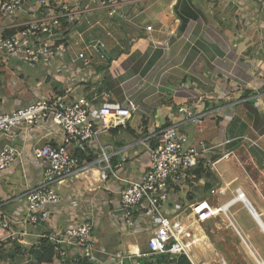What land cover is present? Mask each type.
<instances>
[{
	"label": "crops",
	"instance_id": "0c3cea01",
	"mask_svg": "<svg viewBox=\"0 0 264 264\" xmlns=\"http://www.w3.org/2000/svg\"><path fill=\"white\" fill-rule=\"evenodd\" d=\"M87 4V0H82L81 7ZM259 8V0H123L119 11L125 19L109 17L104 10L84 13L67 29L66 57L38 65L45 69L43 77L33 81L26 78L22 86L13 81L12 85L19 88L0 83V112L8 110L7 101L18 103L12 105V111L53 95L87 96L92 100L93 113L102 105L116 108L124 106L127 100L133 101L137 110L126 125L98 136L113 168L119 165L118 175L128 181L139 178L147 167L142 141L169 126H176L190 143L204 141L212 146L209 158L227 153L229 156L223 161L244 159L264 166V31L258 27ZM23 15L18 17H27ZM97 42L104 44V59L92 47ZM78 53L85 54L90 63L84 65L77 59ZM19 78L21 82L25 79L21 74ZM180 107L188 108L195 118L184 121L178 113ZM62 136L57 128L50 132L33 129L27 137L20 136L12 143L19 155L0 174L2 216L9 220L24 216L22 197L40 183L42 176L33 150L47 142L60 143ZM8 143L0 135V151ZM151 144H157V140ZM84 174L57 187L60 202L47 207L50 218L41 233L35 232V227L12 226L18 243L32 245L44 233L52 236L63 232L80 220L76 213L97 220L105 202L102 193L117 183L111 185L103 170L86 172L81 178ZM251 180L246 174V185L240 189L257 219L241 201L227 211L233 215V209L246 223L245 227L230 216L233 235L246 248V262L258 264L264 262L255 248L264 250V192ZM224 183L218 187L222 188ZM101 188L103 192H97ZM233 189H224L219 205L229 201L231 195L235 197ZM83 190L87 191L82 193ZM118 199L119 194L109 204L114 208ZM111 211L109 234L113 238L105 245L97 243L100 250L105 255L119 250L138 253L140 245L132 240L135 231H124ZM21 232L24 235L19 237ZM26 236L30 241L25 240ZM66 261L64 264H74L70 255ZM4 262L0 260V264ZM200 264L206 262L200 260Z\"/></svg>",
	"mask_w": 264,
	"mask_h": 264
},
{
	"label": "built area",
	"instance_id": "2783aa9c",
	"mask_svg": "<svg viewBox=\"0 0 264 264\" xmlns=\"http://www.w3.org/2000/svg\"><path fill=\"white\" fill-rule=\"evenodd\" d=\"M259 1L258 27L264 31V0ZM81 2L82 0H0V63L11 59L37 66L63 60L69 50L65 38L68 27L89 11L104 10L109 17L119 16L125 19L124 14L119 11L123 0H87L88 4L83 8ZM26 5L33 7L26 8ZM22 13L27 17L19 18ZM92 47L99 54L104 51L103 43L97 42ZM76 57L84 65L90 63V59L83 53H78ZM100 57L105 58L103 53ZM91 101L87 96L53 95L40 97L10 112H0V135L9 141L0 151V174L18 157V151L12 143L20 136L27 137L33 129L50 132L55 128L63 135L60 143L47 142L33 150V156L42 168L41 181L24 193L22 198L26 213L21 219L9 220L0 213V241L10 237L17 238V233L11 231L12 226L25 228L48 223L50 210L47 207L60 202L57 187L97 168L108 171L114 181L124 185L119 192L117 204L111 211L118 218L119 226L124 231L133 232L143 231L145 225L152 229L146 242L148 255H185L195 264L191 253L197 248L199 240L185 238L189 228L220 215L232 225L229 212H222L223 206L232 199L218 204L225 192L221 187L209 189L207 198L189 204L181 213L174 206L177 191L194 178L193 171L198 166L208 170L215 169L217 162L209 163L213 147L204 141L190 143L188 137L176 126L166 127L142 141L148 159L143 174L136 180H125L116 171L120 166L113 168L110 156L100 145L98 136L110 129L124 127L136 112L137 106L133 101L127 100L122 107L102 105L93 113ZM178 113L183 116L184 121L195 118L193 112L186 107H180ZM153 140H157V144L152 145ZM77 153L95 157L91 160L80 159L76 156ZM228 156L229 154H224L219 161ZM239 193L243 195L240 188L234 189L235 197ZM186 210L191 218L182 222L179 218ZM94 230L93 219L87 217L76 221L59 234L50 235V241L56 244L54 261L59 264V261L70 255L74 264L82 261L86 264H140L139 258L145 256L121 250L103 254L94 239ZM235 231L239 234L236 228ZM5 232L8 235L4 236ZM18 235L20 237L24 232Z\"/></svg>",
	"mask_w": 264,
	"mask_h": 264
},
{
	"label": "rangeland",
	"instance_id": "374dc122",
	"mask_svg": "<svg viewBox=\"0 0 264 264\" xmlns=\"http://www.w3.org/2000/svg\"><path fill=\"white\" fill-rule=\"evenodd\" d=\"M86 54V52H85ZM88 56V54H86ZM1 64V63H0ZM4 65H0V83L4 84V86H13L16 87V84L12 85L13 81H16L17 86H22L24 83V80L29 79L30 81H33L35 79L43 77L45 69L43 70L42 66H30L15 60H8L5 63H2ZM40 65H46V64H40ZM19 74L24 76L25 79H23V82H21L19 78ZM67 76L70 75V72L65 73ZM54 77V75H52ZM19 88V87H16ZM12 97V96H11ZM19 97V96H18ZM16 97V98H18ZM7 99V98H4ZM20 101L23 99L21 97L18 98ZM17 106L18 103L7 101V104L5 108L8 110L6 112H10V108ZM4 107V106H3ZM19 108V107H18ZM4 112V111H3ZM226 154V153H224ZM216 155L211 156L209 159V163L217 162L214 170H209V175L207 177H203L199 180H194V178L191 181H187L186 184L182 187V189L177 191V198L175 199L174 206L177 209L176 211L178 213H181L184 209L187 208V206L197 200L205 199L207 191L205 192L204 186L209 184L210 189L215 188L218 186H222V184L227 180L226 183H224L223 189H226L227 186H229L231 189L234 188H240L243 185H246V174H249L250 179H252V184H255V186L258 188H261L264 192V166H256L248 163L244 159H240L238 161H219L221 157L224 155ZM237 163V164H235ZM232 164L235 166L232 167ZM148 165V163H147ZM102 167V166H101ZM92 170H99L97 168H93ZM105 171V170H103ZM107 174V180L108 182H111V185L115 183L116 181L112 180V177L110 176L109 172L106 171ZM84 175L81 176V178H84ZM116 186H110V190H107L106 193L103 192L102 188L97 190V192H100L102 190V195L105 197V202L103 201V209L99 214L97 215V220H93L95 223V232H94V239L96 243L105 245L109 242V239H112L113 236H110L109 232L111 231L109 224L110 222V215L108 214V211L113 209V204H109L110 200H113V197H117L120 190L124 188V185L121 183L116 182ZM97 184V182L95 183ZM253 187V185H251ZM254 188V187H253ZM233 189V190H234ZM255 189V188H254ZM87 190H83L82 193H85ZM228 191V190H227ZM88 193L91 194V191L88 190ZM234 196L231 195V198ZM208 199L210 201H213L212 198ZM216 202V201H215ZM108 203L109 209L105 207ZM214 203V202H213ZM26 210H24L25 215ZM72 213V212H71ZM232 217L235 218L236 222L242 223V219L238 217L232 209ZM77 218L82 219L85 218V214L80 212L79 217L76 213ZM191 218V215L186 210L183 212L180 216V220L182 222H186L188 219ZM246 222V221H245ZM246 227V223H242ZM227 226V228H225ZM145 229L141 232H134V235L132 236V240H135V245L137 244L139 246V254L145 255L144 257L148 258L150 255H148L146 250V242L148 240L149 234H151L152 229L149 228L147 225L144 226ZM246 229V228H245ZM43 230V226H37L34 228V231L37 233H41ZM29 231V230H28ZM129 232H133L132 230ZM17 237V236H15ZM185 238L195 239L197 238L199 242L197 243V249H193V254L191 257L194 259L203 260L206 262V264H210L212 261L215 260L217 264H222V259L225 260V264H252L246 262V248L242 245V242L237 238V236L233 235V229L229 225L228 221L223 215H220L216 218H211L203 223H197L191 226L188 230V232L185 235ZM10 240L15 241L17 243V240L19 239H12L10 237ZM25 240L30 241L28 236L25 237ZM18 244V243H17ZM0 255H5L4 263L2 264H34L32 258L29 256V248L31 245H22L19 244L18 246L14 245V242L9 244H0ZM258 253L261 255L264 261V250L261 247H255ZM131 253H135L132 251H127ZM137 253V252H136ZM218 256H215V254ZM8 255L9 257H6ZM217 257V258H216ZM9 260V261H8ZM194 261V260H193ZM58 261H54L53 264H57ZM195 264H197L194 261ZM263 263L264 262H260ZM254 264H256L254 262Z\"/></svg>",
	"mask_w": 264,
	"mask_h": 264
},
{
	"label": "trees",
	"instance_id": "16d2710c",
	"mask_svg": "<svg viewBox=\"0 0 264 264\" xmlns=\"http://www.w3.org/2000/svg\"><path fill=\"white\" fill-rule=\"evenodd\" d=\"M117 127L115 128L118 130ZM76 156L80 159L86 158L87 160L93 159L95 156L90 155L88 157H85L81 153H77ZM209 175V170L207 168H203L201 165L197 167L193 171V177L194 180H199L202 179L203 177H207ZM210 189V185L207 184L204 186L205 192ZM49 234L44 233L40 238L37 239V242L32 244L31 247L29 248V256L32 258L34 264H53L54 259L56 257V244L50 241L49 239ZM14 242V245L18 246L17 248L19 249V244L16 243L15 241H11L10 239H6L5 241L0 242V244H8ZM1 246V245H0ZM197 249V248H196ZM194 249V250H196ZM147 253H149L148 248L146 246ZM193 252V250H192ZM143 254V253H142ZM193 253H191L192 255ZM5 255H0V260L4 261L1 258H4ZM6 257H9L6 255ZM193 258V257H192ZM67 258L65 260L59 261V264H64L67 261ZM194 260L197 264H200V260L196 259L194 257ZM140 264H192L190 260L185 256V255H170V254H161V255H150V257L146 258L142 256L139 258ZM80 264H86L84 261H82ZM210 264H217L216 262L210 263Z\"/></svg>",
	"mask_w": 264,
	"mask_h": 264
},
{
	"label": "bare ground",
	"instance_id": "6f19581e",
	"mask_svg": "<svg viewBox=\"0 0 264 264\" xmlns=\"http://www.w3.org/2000/svg\"><path fill=\"white\" fill-rule=\"evenodd\" d=\"M237 201H241V202H243V203L246 204V200H245V198H244V194L242 195L241 193H239V195L235 197V200H231V201H229L227 204H225V205L223 206V208H222V212H223V213H224V212H227L228 208H229L230 206H232V205H233L235 202H237ZM260 264H261V263H260Z\"/></svg>",
	"mask_w": 264,
	"mask_h": 264
},
{
	"label": "water",
	"instance_id": "95a60500",
	"mask_svg": "<svg viewBox=\"0 0 264 264\" xmlns=\"http://www.w3.org/2000/svg\"><path fill=\"white\" fill-rule=\"evenodd\" d=\"M246 205L249 208L250 212L252 213L253 217H255L257 219L256 213L254 212V210L252 209V207L250 206V204L247 201H246ZM222 264H225V262L222 261Z\"/></svg>",
	"mask_w": 264,
	"mask_h": 264
}]
</instances>
